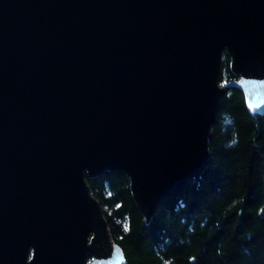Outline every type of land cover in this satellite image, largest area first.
<instances>
[{
    "label": "water",
    "instance_id": "1",
    "mask_svg": "<svg viewBox=\"0 0 264 264\" xmlns=\"http://www.w3.org/2000/svg\"><path fill=\"white\" fill-rule=\"evenodd\" d=\"M230 86L264 113V0H0V264H125L86 179L124 172L147 224Z\"/></svg>",
    "mask_w": 264,
    "mask_h": 264
},
{
    "label": "trees",
    "instance_id": "2",
    "mask_svg": "<svg viewBox=\"0 0 264 264\" xmlns=\"http://www.w3.org/2000/svg\"><path fill=\"white\" fill-rule=\"evenodd\" d=\"M237 78L223 51L219 83ZM207 148L201 175L164 200L147 224L124 172L86 179L125 264H264V113L250 112L234 86L219 100Z\"/></svg>",
    "mask_w": 264,
    "mask_h": 264
},
{
    "label": "clouds",
    "instance_id": "3",
    "mask_svg": "<svg viewBox=\"0 0 264 264\" xmlns=\"http://www.w3.org/2000/svg\"><path fill=\"white\" fill-rule=\"evenodd\" d=\"M224 122L226 125L231 124L232 123V118L230 116H228L227 114L224 117ZM235 141L233 140L231 143H234Z\"/></svg>",
    "mask_w": 264,
    "mask_h": 264
},
{
    "label": "rangeland",
    "instance_id": "4",
    "mask_svg": "<svg viewBox=\"0 0 264 264\" xmlns=\"http://www.w3.org/2000/svg\"><path fill=\"white\" fill-rule=\"evenodd\" d=\"M222 85V84H221Z\"/></svg>",
    "mask_w": 264,
    "mask_h": 264
}]
</instances>
